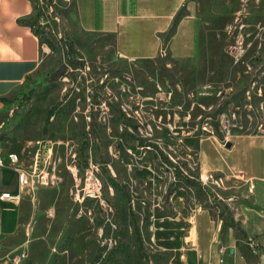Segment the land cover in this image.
I'll return each instance as SVG.
<instances>
[{"label": "rangeland", "instance_id": "rangeland-1", "mask_svg": "<svg viewBox=\"0 0 264 264\" xmlns=\"http://www.w3.org/2000/svg\"><path fill=\"white\" fill-rule=\"evenodd\" d=\"M52 1L33 0L40 69L0 115V138L49 183L9 202L18 226L0 237V264L203 262L202 212L263 255L264 180L247 178L264 177V0H191L179 21L196 23L197 46L172 56L167 35V53L137 62L114 37L78 33L74 0ZM69 55L84 65L54 79ZM228 163L247 178L202 168Z\"/></svg>", "mask_w": 264, "mask_h": 264}, {"label": "crops", "instance_id": "crops-1", "mask_svg": "<svg viewBox=\"0 0 264 264\" xmlns=\"http://www.w3.org/2000/svg\"><path fill=\"white\" fill-rule=\"evenodd\" d=\"M190 1L74 0L77 31L88 37H114L115 53L121 60H154L165 52L164 38L181 9ZM187 18L178 21L168 43L167 51L172 56H186L197 46L196 23L187 21ZM35 19L33 0H0V115L10 107V103L3 99H17L40 69L41 43L31 27ZM234 146L232 143L231 148L226 147V152H231ZM19 153L18 148L0 142V158L5 164L0 167V196L4 193L17 195L19 192L18 172L10 167L9 161L10 154ZM18 157L22 170L35 173V169L29 171L22 166ZM202 168L213 173L232 170L243 175L229 163L224 172L204 165ZM247 179L258 181L264 177ZM9 202L19 201L0 200V237L18 226L19 211L13 209ZM195 226L191 230L196 228L197 245L205 258L203 262L192 264H264V254L255 257L247 252L236 230L225 227L220 219H212L210 213L202 212ZM257 242L263 245L264 240L257 239Z\"/></svg>", "mask_w": 264, "mask_h": 264}, {"label": "trees", "instance_id": "trees-1", "mask_svg": "<svg viewBox=\"0 0 264 264\" xmlns=\"http://www.w3.org/2000/svg\"><path fill=\"white\" fill-rule=\"evenodd\" d=\"M43 1H44V3H45L46 5H48V6H50V7H51L52 4H53V1H52V0H43ZM35 11H36V8H35ZM42 17H43V14H42V13L38 12V13L36 14V19H35V21L31 23V27L34 29V31H35V27H36V25H38V24L40 23V19H41ZM178 21H179V14L177 15V17H176V19H175V21H174V24H173L172 28L170 29V31H169V33H168V36H169V37H172V36L174 35V33H175V28H176V25H177ZM35 34H36L37 36H39V34H38L36 31H35ZM68 50H70V52L72 53L74 59H76L77 57H80V53L77 52V50L75 49V46H74L73 43H70V44H69V46H68ZM81 65L83 66L84 64H81ZM81 65L79 66L77 62H73V61L70 59V55H69V56H68V60H67V64L64 65V66H62L58 71L53 72V73L51 74V76H53L54 79H55V78L65 77L68 68H71V69H81V68H82ZM3 101H5V102H9V103L11 104V103H14L15 100H9V101H8V100H6V99H3ZM54 111H55V109H52V110H50L49 113H48V116H47V119H46V121H45L44 128H43V134H44V135L47 134V128L49 127V125H50V123H51V119L54 117V114H55ZM3 141H4L3 138H0V142H3ZM166 161H168V160H166ZM171 165H172V164H171ZM172 167H173V166H172ZM175 171H176V173H175L176 177L181 178L182 175H183V173H182L179 169H177V168H175ZM185 184H186L187 186H195V185H197L196 182L193 180V178H192L191 176H185ZM224 226H225V224H224ZM225 227H231V226H225Z\"/></svg>", "mask_w": 264, "mask_h": 264}, {"label": "built area", "instance_id": "built-area-1", "mask_svg": "<svg viewBox=\"0 0 264 264\" xmlns=\"http://www.w3.org/2000/svg\"><path fill=\"white\" fill-rule=\"evenodd\" d=\"M10 167L18 172V181H19V192L17 195H11L10 193H4L0 196L2 201H20L23 197L24 192L27 189H35L37 186H44L49 183L48 174H38L33 173L29 174L26 171L20 168V159L16 154L9 155ZM5 164L0 158V167H4ZM250 249L253 254L259 255L260 250L254 243L249 244Z\"/></svg>", "mask_w": 264, "mask_h": 264}, {"label": "water", "instance_id": "water-1", "mask_svg": "<svg viewBox=\"0 0 264 264\" xmlns=\"http://www.w3.org/2000/svg\"><path fill=\"white\" fill-rule=\"evenodd\" d=\"M231 146H232L231 143H227V144H226V147H227V148H231ZM231 252H233V251L231 250Z\"/></svg>", "mask_w": 264, "mask_h": 264}]
</instances>
